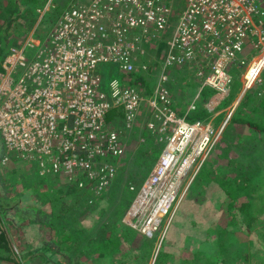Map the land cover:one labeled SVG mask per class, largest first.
Segmentation results:
<instances>
[{
	"label": "built area",
	"instance_id": "built-area-1",
	"mask_svg": "<svg viewBox=\"0 0 264 264\" xmlns=\"http://www.w3.org/2000/svg\"><path fill=\"white\" fill-rule=\"evenodd\" d=\"M167 1L71 0L43 41H32L33 26L8 49L0 70V138L6 151L36 167L40 175L66 177L93 194L111 185L123 154L120 135L108 119L112 109L123 114L127 127L145 106L157 118V132L174 124L138 193L145 199L132 211L135 215L151 201L147 233L171 207L179 182L197 158L211 151L242 94L260 81L264 70L263 59L251 80L244 76L264 53V0H185L182 12L170 11ZM44 11H39L35 25ZM165 33L170 35L163 46ZM155 43L163 46L157 65L138 62V52ZM249 43L260 53L247 62L241 55ZM26 49L36 52L28 55ZM106 64L125 76L154 70L151 95L145 97L138 87L117 79L104 90L99 67ZM241 66V93L222 109L225 117L218 124L213 117L204 123L177 116L169 91L180 74L189 70L196 76L197 99L201 89L212 91L205 108L216 115ZM194 103L187 111L195 109ZM165 151L172 156L167 166Z\"/></svg>",
	"mask_w": 264,
	"mask_h": 264
},
{
	"label": "rangeland",
	"instance_id": "rangeland-1",
	"mask_svg": "<svg viewBox=\"0 0 264 264\" xmlns=\"http://www.w3.org/2000/svg\"><path fill=\"white\" fill-rule=\"evenodd\" d=\"M28 2L34 6L38 16L40 10H45L39 22L33 25L35 26L33 42L43 41L58 19L59 12L72 3L71 0H28ZM167 3L170 11L182 12L185 8V0L172 2L169 0ZM11 11L12 7L7 0H0V15H10ZM16 27L21 30L17 35L11 32L9 48L32 30L31 27L27 33L25 32L26 26L23 20H17ZM169 35L170 33H165L162 36L163 46ZM156 44H147V47L143 48V54L140 50L137 61L146 63L151 60L156 66L163 53V46L157 47ZM35 52L36 49H26L28 55ZM258 53H260L259 50L254 49L249 43L241 56L248 62ZM263 57L264 53L258 58L259 60L262 58L260 60L262 63ZM99 70L103 74V88L106 91L109 90V82L117 79L120 84L127 83L138 87L145 97H149L152 93L150 86L155 82L154 70L144 72L143 79L140 81L136 79L137 74L131 73L129 76L119 74L112 64L102 65ZM243 70L242 66L236 69L235 73L238 77L233 80L232 92L216 108L217 111H221L216 115L208 111L209 115L203 121L204 123L213 117V124L216 125L225 117V111L222 109L226 110L229 104L234 103V98L241 93L240 79ZM188 71L170 82V105L178 117L185 116L200 106L201 94L198 99L196 98L200 92V83L196 76L190 75ZM260 78V81L250 88L253 97L250 104L252 107L257 106L258 96L264 93V70ZM243 95L244 93L235 109L239 107ZM207 100L204 101V107ZM193 101H195V109L187 111ZM242 109L248 112L250 108L244 106ZM122 116L123 114L117 109L108 115L110 124L119 133L123 144V154L117 159L118 170L112 184L105 192L93 194L85 188H80L77 182H72L73 186H70L69 193L64 195V198H71L74 187H77L86 194V196L83 195L87 198L86 204L91 205L89 209L80 205L75 206V219L69 224V227L78 230L79 234H86L85 240H81L77 247V250H81L80 253L70 250L75 254L70 253L71 257L68 260L66 256L69 253L64 243V248L62 247L64 250L60 251L58 256L46 251L42 254L37 253L22 264H61L64 261L70 264H155L158 256L163 259L159 264H206L207 262L218 264L214 254L216 247L212 242L213 235L209 233L216 227L225 228L230 235V247L226 253L228 264H264V212L256 214L251 208L252 201L249 197L240 196L236 200L230 199L216 182L206 183L202 175L204 168L209 169L217 177L226 178L237 163L244 162L242 154L255 151L251 147H259V151L263 150L253 159V164L259 163L264 167V133L248 124L232 123L231 115L214 147L206 157L197 158L192 169L177 185L176 196L171 207L158 215L155 229L147 233L144 227L151 220L153 212L150 208L151 201L144 208L137 210L135 215L132 211L136 209H132L131 206L151 174L165 146L166 137L171 134V126L174 124H170L162 132H157V118L147 106L141 109L130 127L125 126ZM160 136L163 140H159ZM0 141V227L6 233L8 242L15 252L19 256H25L28 252L45 246L48 240H51L50 244L56 243L57 237L52 228L43 227L41 224L25 223L17 210H24L36 204L33 198L37 191L33 192V190H38L41 183H45L46 194L52 196L53 188L59 186L62 188L61 186L68 180L61 176L40 175L33 165L16 160L13 152L6 151L1 138ZM199 162H201L200 166L195 169ZM190 175L193 178L186 186ZM112 190L115 191V200L110 203L108 196ZM29 192H31L30 196ZM123 196L127 205L121 214L116 213V206ZM156 196L152 201L156 199ZM65 221L66 216L56 220L57 223ZM107 236L117 240L115 247L109 248L108 254L96 252L93 256L87 255L91 246L97 242H105L104 238ZM246 251L252 254L249 262L241 258ZM148 252H150L149 255ZM0 256L3 257L0 258V264H13L5 260L6 252H1Z\"/></svg>",
	"mask_w": 264,
	"mask_h": 264
},
{
	"label": "trees",
	"instance_id": "trees-1",
	"mask_svg": "<svg viewBox=\"0 0 264 264\" xmlns=\"http://www.w3.org/2000/svg\"><path fill=\"white\" fill-rule=\"evenodd\" d=\"M7 3L11 5L12 11L10 15H0V69L1 63L8 52V48L10 45V37L12 34L11 32H14L15 35H17V33H19L21 30V28H15V23L17 22V20H23V23L26 26L25 32L27 33L28 30L35 24V20L38 16V14L34 10V6L31 3L29 4L28 0H7ZM62 11L63 10L59 12V16ZM136 79L140 81L143 78L142 76H137ZM207 89L208 88L201 90L200 106L194 111H190L186 115V119H188V121H204L207 119L209 112L203 105L204 101L207 100V98L212 93ZM259 96L257 106L252 107L250 104L253 97L251 95L250 89H248L244 93L243 100L240 102L239 107L233 112L230 121H232V123L237 124H248L255 130L264 133V93ZM244 106H248L250 108L248 112L242 109ZM113 110L114 109L110 111L111 113L109 112L110 115L113 113ZM181 113L183 114V112ZM258 148L259 147H251V149H254L255 151H252V153L249 154H242L244 162L237 163L233 170L230 172V175L226 178L217 177L209 169L206 170L204 168L202 175L206 183H208L209 181L216 182L223 190V193L232 200H236L237 197L240 196L251 198V208L255 211L256 214H261L264 212V167L259 163L253 164V159L257 157L258 154L263 152V150L259 151ZM52 177L56 176L52 175ZM72 182L69 183L68 181H66V183L61 186L62 188H60V186L56 188L52 186L54 187L52 190V194L54 195V197L53 195L49 196L46 194L47 191L44 185L45 183H41L38 190H35L33 188V192L37 191V194L33 198V201H35L36 204L34 206H28L24 210H17V213L20 214V216L22 217L21 219L25 221V223L27 222L41 224L43 227L52 228L57 237V242L54 243L55 245L50 244L51 240H48V243L45 246L30 251L25 256H19L8 242L6 233L0 227V253H7L5 260L13 264H22L26 259L34 257V255H36L37 253L42 254L46 251H50L52 255L58 256L60 251L64 250V243L69 253V255L66 256L68 260L70 259L71 254L73 255L78 252L80 253L81 250H77V247H79L78 244L81 240H85L86 234H79L78 230H76L75 228L71 229L69 227V224L70 221H73L75 219V206L80 205L84 206L85 209H89L91 205L86 204L85 201H87V198L83 196H86V194L83 191H80V189H78L77 187H74L71 198H64L65 193H69L68 190L70 186H73V184H71ZM114 185H116V183ZM115 188H117V186ZM31 192H29V196ZM47 196H49L50 198ZM114 200L115 191L112 190L110 192V196H108V201L110 203H113ZM126 205L127 203L125 197L123 196L118 206H116L115 212L121 214ZM64 216H66L65 222H56L58 218ZM209 233L213 235L212 242H214V245L216 247V251L214 254L216 255L218 264H228L226 253L228 252V247H230L229 233L225 228L221 227H216L213 229V231L210 230ZM104 239L105 242H97L96 244L91 246V249L87 251V255L93 256V253L96 252L106 254L109 251L110 247L114 248L117 244V240L113 239L111 236H107ZM70 250H74L75 253L71 252ZM149 253L150 252H148L147 254L149 255ZM251 256L252 254L246 251L241 255V258H243L245 262H249L251 260ZM0 258L3 257L0 256ZM160 260L163 259H161V256H158L156 258L155 264H159ZM205 262L207 261L205 260ZM61 264L70 263L68 261H64ZM206 264L210 263L207 262Z\"/></svg>",
	"mask_w": 264,
	"mask_h": 264
},
{
	"label": "bare ground",
	"instance_id": "bare-ground-1",
	"mask_svg": "<svg viewBox=\"0 0 264 264\" xmlns=\"http://www.w3.org/2000/svg\"><path fill=\"white\" fill-rule=\"evenodd\" d=\"M263 55V54H262ZM261 55V56H262ZM260 56V57H261ZM259 58V57H258ZM258 58H256L255 59V62L253 63V65L251 66V67H249L247 70H246V72L244 73V76H246L247 78H249V80H251L252 79V77H253V75H254V73H256L259 69H261V67H262V65H263V63L262 62H260V60L258 61L257 59ZM167 158V159H165L166 160V166L168 165V163H170L171 162V160H170V158L172 157H170V154L167 152V151H165L163 154H162V158ZM168 160V161H167ZM145 199V195H144V193H140L138 196H137V199H136V201L133 203V205H132V209H136V205L137 204H139L140 202H141V200H144ZM134 211H136V210H134ZM152 230V229H151Z\"/></svg>",
	"mask_w": 264,
	"mask_h": 264
},
{
	"label": "crops",
	"instance_id": "crops-1",
	"mask_svg": "<svg viewBox=\"0 0 264 264\" xmlns=\"http://www.w3.org/2000/svg\"><path fill=\"white\" fill-rule=\"evenodd\" d=\"M261 59H262V58H261ZM261 59H260V60H261ZM0 142H1V141H0Z\"/></svg>",
	"mask_w": 264,
	"mask_h": 264
}]
</instances>
